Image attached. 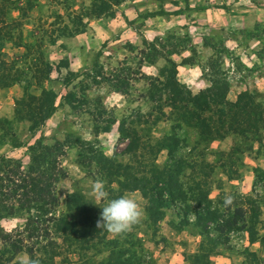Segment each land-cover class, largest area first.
I'll use <instances>...</instances> for the list:
<instances>
[{
  "label": "rangeland",
  "instance_id": "rangeland-1",
  "mask_svg": "<svg viewBox=\"0 0 264 264\" xmlns=\"http://www.w3.org/2000/svg\"><path fill=\"white\" fill-rule=\"evenodd\" d=\"M93 1L35 0L29 7L0 0V76L7 74L0 79V157L27 165V147L39 138L66 146L60 160L66 178L56 186L59 206L50 229L58 256L48 260L49 241L42 240L28 243L34 258L41 264L137 262L126 246L134 240L128 233L114 237L97 227L102 209L91 188L101 179L109 199L131 195L147 212L142 235H134L150 240L134 254L142 263L158 264L151 248L163 242L168 253L179 244V264H264V21L257 19L264 0H111L100 14ZM175 68L176 81L191 95L228 81L232 100L205 92L193 104L181 90L171 106L177 93L167 87L177 86ZM42 90L56 93V109L33 132L29 119ZM184 105L211 120L209 129L192 117L186 125ZM232 115L246 126L229 131ZM220 126L228 137L209 140L207 133ZM18 141L24 146L13 148ZM178 170L191 181L184 195L173 188L171 197L167 177L176 180ZM226 193L234 197L227 207ZM164 208L171 210L169 239L159 230ZM26 217L0 219V231L23 230ZM12 253L0 240V264L29 255L20 252L9 262Z\"/></svg>",
  "mask_w": 264,
  "mask_h": 264
},
{
  "label": "trees",
  "instance_id": "trees-1",
  "mask_svg": "<svg viewBox=\"0 0 264 264\" xmlns=\"http://www.w3.org/2000/svg\"><path fill=\"white\" fill-rule=\"evenodd\" d=\"M22 1V0H21ZM35 0H24L25 4L29 7L30 3ZM56 2L67 1V0H55ZM94 7L96 3L99 2V5L95 9H99L98 14L102 12H106L109 10V6H111V0H94ZM56 17V16H54ZM59 18V15L56 17ZM83 18L78 16L79 26L76 29L80 31L82 25ZM68 30V27H66ZM83 31V30H82ZM81 31V32H82ZM155 51V50H154ZM160 58V56L152 55L150 63H154L156 58ZM175 76L172 81L176 82L177 86L168 85L167 88H171V91L174 93L171 106H175V97H180L182 94L181 90H185L186 94L190 97L189 102L197 104L198 96L203 95L205 92H211L214 96H220L223 101H226V94L230 89V83L225 81L219 87H214V85L209 86L205 90L200 91L199 95H191L190 91L187 90L185 86H182L178 81H176L177 70L174 69ZM7 78V74L4 73L0 76V79ZM11 82H14L13 78H9ZM178 87V89H177ZM180 89V90H179ZM42 98L41 105L36 109L37 115L30 116L29 122H31V131H35L39 127L43 126L45 121L53 114L56 109L55 101H56V93L53 90H42ZM178 100V98H177ZM188 101V100H187ZM228 101V100H227ZM239 97L236 100L238 104ZM178 102H183V98H180ZM17 105H24V103L17 102ZM201 109V108H196ZM205 111V110H204ZM181 113L180 117L183 119L186 125L189 124V119L192 117L195 120L201 121L200 126L203 128L204 126L209 129V122L206 123V119H201L200 114H195L193 110H191L187 105L181 106L179 109ZM229 119V116H226ZM226 117H224L226 119ZM233 117V129L238 130L239 126H246V123L239 116L232 115ZM223 126L218 127L219 131L214 130V134L208 132V135H212L209 140H217L224 138L225 133L219 134L220 129ZM235 132V131H234ZM202 134V132H201ZM201 134H199L201 136ZM44 138H39L33 144H30L27 149L29 151V162L27 165L23 164L22 160L6 158L5 156L0 157V219H4L7 217L14 216H23L27 215L26 222L24 224V228L21 231L16 232H3L0 231V240L6 245L10 244V247L13 251L9 262L14 255L16 256L20 252H26L31 257H35V248L31 244H28L31 241H35V244L40 245V241L48 240V245L44 246L45 248H49L50 250L44 252V256L47 257L48 260H51L57 255L56 242L50 235L51 222L55 221L56 218L54 213L56 208L59 206V198L56 192L57 184L66 178V172L62 168L60 160L66 154V146L59 142L55 141L52 145L44 144ZM24 146L21 142H16L12 144L13 148H19ZM167 154L169 157L172 156L173 151L167 150ZM103 161V160H102ZM104 161L107 165L110 164V160L108 158H104ZM187 167L190 168L188 165ZM176 180H173L172 177H167L166 185L169 186V193L172 197L171 190L176 188L180 193L184 195V189L182 187L181 175L182 173L178 170ZM179 174V176H178ZM156 179V178H155ZM157 184L160 182L159 179L155 181ZM159 196V199H162V195L156 193ZM76 195L71 194L69 198H74ZM69 200L67 199V203ZM53 225V224H52ZM58 227V226H57ZM61 229H58L61 232ZM41 263L42 259L39 258ZM8 262V260H7Z\"/></svg>",
  "mask_w": 264,
  "mask_h": 264
},
{
  "label": "clouds",
  "instance_id": "clouds-1",
  "mask_svg": "<svg viewBox=\"0 0 264 264\" xmlns=\"http://www.w3.org/2000/svg\"><path fill=\"white\" fill-rule=\"evenodd\" d=\"M93 200L102 209L97 227L105 230L112 236H122L132 231L133 226L141 222L143 209L140 203L131 195H121L115 199H109V193L105 187V181L97 179L91 188ZM234 197L226 193L223 206L233 203ZM17 264H41L40 259L29 255H21L17 258Z\"/></svg>",
  "mask_w": 264,
  "mask_h": 264
},
{
  "label": "crops",
  "instance_id": "crops-1",
  "mask_svg": "<svg viewBox=\"0 0 264 264\" xmlns=\"http://www.w3.org/2000/svg\"><path fill=\"white\" fill-rule=\"evenodd\" d=\"M257 19L259 20V21H264V13L263 14H261V13H259V14H257ZM258 72H259V70H258ZM262 79V78H261ZM189 85V84H188ZM188 87H190V86H188ZM227 100H232L231 98H226ZM228 137V136H227ZM227 137H225L224 139H226ZM224 139H221L220 141H219V143H221ZM227 155V154H226ZM236 163H239V161H236ZM187 169H190L189 167H187ZM188 180L189 181H191V179H189V178H182L181 179V182H182V187L184 188V190L185 189H187V186H186V183L188 182ZM186 181V182H185ZM232 183L233 182H235V181H231ZM216 191V193H218L219 192V190H215ZM163 212H164V215H165V219L164 220H162V222H163V224H162V226H160V228H159V230L161 231V233H162V235H166V239L168 238L167 237V235L169 234V233H171L172 234V236H170V238H172L173 236H174V234H173V231L172 230H174V229H170L169 228V226H168V224L169 223H167L166 221L168 220V218L169 217H171V210L170 209H166V208H164L163 209ZM143 218L142 219H146L147 218V212L145 211V210H143ZM167 215V216H166ZM145 219L144 220H141V222L139 223V225H141V227H139V228H137L136 226H134L133 227V229H132V231H131V233H128V236L129 237H132L134 240H132L131 241V243H127V249H129L130 250V252H132V254L134 253H136V255H139L140 256V254H141V252L143 251L141 248L144 246V245H148L149 243L148 242H150V240H147L146 241V236H144L143 238L142 237H140L139 236V238H136V237H134V235L136 234V235H142L141 233H140V231H139V229H141L142 227H146L145 225H144V223H145ZM143 224V225H142ZM166 226V228L165 229H163V226ZM168 230V231H167ZM168 233V234H167ZM169 239V238H168ZM173 243V242H172ZM174 245H175V243H173ZM178 246H179V244H177L176 245V250H173L171 253H168V250L167 249H165V248H167L165 245H164V243L163 242H161V243H159L157 246L156 245H154V247L153 248H151V251L153 252V254H155V256L154 257H156L157 258V260H160L161 259V261H159V262H157V260L155 259V261L158 263V264H179L180 262H179V258H178V256H179V250H178ZM180 247V246H179ZM174 249V248H173ZM175 251V252H174ZM133 254V256H134V260H136L137 262L136 263H132V264H146V263H142L141 262V259H139V258H137V257H135V255Z\"/></svg>",
  "mask_w": 264,
  "mask_h": 264
}]
</instances>
